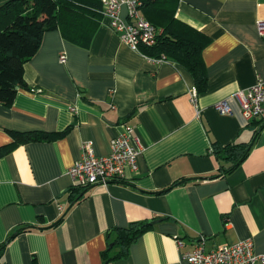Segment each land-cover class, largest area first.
<instances>
[{"label":"crops","instance_id":"0c3cea01","mask_svg":"<svg viewBox=\"0 0 264 264\" xmlns=\"http://www.w3.org/2000/svg\"><path fill=\"white\" fill-rule=\"evenodd\" d=\"M120 16L127 19L125 6ZM175 16L207 40V83L196 107L189 71L130 49L104 15L87 47L58 29L44 33L24 65L25 86L12 104H0V146L11 142L7 130L57 135L0 158V264H187L181 252L195 243L212 249L248 237L264 253V119L247 121L235 96L264 80L256 27L264 0H177ZM220 101L230 114L214 108ZM252 121L262 124L256 133ZM122 123L143 147L138 169L86 187L71 203L68 170L82 144L108 154ZM214 142L251 147L225 172L230 163L212 151ZM156 219L127 247L118 241L117 229Z\"/></svg>","mask_w":264,"mask_h":264},{"label":"trees","instance_id":"16d2710c","mask_svg":"<svg viewBox=\"0 0 264 264\" xmlns=\"http://www.w3.org/2000/svg\"><path fill=\"white\" fill-rule=\"evenodd\" d=\"M139 8L158 31L155 44L141 46V52L151 57L164 56L181 64L192 75L197 91H204L207 77L202 50L207 40L203 33L175 16L177 0H141ZM102 17L101 0H8L0 4V104H12L17 87L25 86L24 65L39 50L45 32L58 29L67 40L87 47ZM253 121L256 133L262 124ZM7 132L11 142L0 146V158L19 144L48 141L57 135L38 130ZM250 147L251 142L225 146L214 142L212 151L230 163L225 170L228 172L241 164ZM83 189L86 187H73L71 203L83 195ZM150 227L146 221L132 222L117 229L118 241L127 247ZM5 243L0 244V255Z\"/></svg>","mask_w":264,"mask_h":264},{"label":"built area","instance_id":"2783aa9c","mask_svg":"<svg viewBox=\"0 0 264 264\" xmlns=\"http://www.w3.org/2000/svg\"><path fill=\"white\" fill-rule=\"evenodd\" d=\"M103 15L109 27L130 49L141 52V46H152L156 42L158 31L141 14V0H101ZM126 7V17L120 16L121 7ZM258 34L264 37V20L256 22ZM142 53V52H141ZM144 54V53H143ZM145 55V54H144ZM153 63L164 62V56L151 57L145 55ZM66 56L60 54V61L65 62ZM198 91L190 89V100L197 106ZM243 117L250 121L264 117V80L259 79L247 90L235 93ZM214 108L221 114H230L231 109L226 102L220 101ZM75 112L74 106L69 107ZM110 151L106 155H96L90 140L81 147L80 158L68 170L72 184L89 186L108 184L121 179L126 169L136 171L138 159L143 150L138 138L134 135L133 126L121 124V131L110 140ZM178 248H183L184 242L176 238ZM182 260L187 264H264V253L255 251L251 237L232 244H221L212 249H206L204 243H195L190 250L181 252Z\"/></svg>","mask_w":264,"mask_h":264},{"label":"water","instance_id":"95a60500","mask_svg":"<svg viewBox=\"0 0 264 264\" xmlns=\"http://www.w3.org/2000/svg\"><path fill=\"white\" fill-rule=\"evenodd\" d=\"M158 221H159V219H156V220H150V221H147L146 224H147V225H152V224H154V223H157ZM110 246H111V244H110Z\"/></svg>","mask_w":264,"mask_h":264},{"label":"bare ground","instance_id":"6f19581e","mask_svg":"<svg viewBox=\"0 0 264 264\" xmlns=\"http://www.w3.org/2000/svg\"><path fill=\"white\" fill-rule=\"evenodd\" d=\"M141 12V11H140ZM142 14V13H141ZM145 17V16H144ZM149 21V20H148ZM150 22V21H149ZM151 23V22H150ZM152 24V23H151ZM153 25V24H152ZM154 26V25H153ZM155 27V26H154ZM166 60H168V59H166ZM194 87V86H193ZM261 118H263L264 119V117H261ZM74 185V184H73ZM97 185V184H96ZM74 186H76V185H74ZM80 186V185H79ZM90 186H93V185H89V186H85V187H90ZM184 261V260H183ZM186 262V261H185Z\"/></svg>","mask_w":264,"mask_h":264}]
</instances>
